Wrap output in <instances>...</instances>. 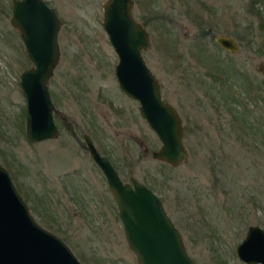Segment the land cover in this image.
<instances>
[{"label": "rangeland", "instance_id": "1", "mask_svg": "<svg viewBox=\"0 0 264 264\" xmlns=\"http://www.w3.org/2000/svg\"><path fill=\"white\" fill-rule=\"evenodd\" d=\"M105 1L50 0L63 21L48 82L57 139L28 140L20 74L33 64L16 38L12 47L0 39L1 165L33 218L83 264H138L105 177L63 115L124 183L134 177L162 200L195 264H248L236 247L250 226L264 229V0H133L150 37L143 57L185 126L188 159L176 167L152 157L161 143L119 88ZM217 35L233 37L238 52L217 45ZM60 175L78 190H60Z\"/></svg>", "mask_w": 264, "mask_h": 264}, {"label": "water", "instance_id": "2", "mask_svg": "<svg viewBox=\"0 0 264 264\" xmlns=\"http://www.w3.org/2000/svg\"><path fill=\"white\" fill-rule=\"evenodd\" d=\"M133 6V0L103 3L102 25L118 57L115 75L121 91L139 103L141 117L161 143L152 157L176 167L188 159L182 119L177 110L163 100L160 83L146 64L142 51L150 46V37L146 28L134 18ZM41 7V17L35 27L44 30L45 44L44 40L40 46L28 42L25 33L34 24L26 17L30 12L26 6L22 10L26 15L24 21L15 20L14 23L26 41L33 64L20 74V86L26 99V135L32 143L54 139L59 134L48 89L49 79L59 62L56 44L59 20L53 9L44 3ZM15 10L17 13V5ZM215 41L230 53L239 50L233 37L217 35ZM259 70L263 71L264 65H260ZM86 141L90 156L106 176L122 221L125 241L137 263L195 264L162 200L134 177L130 178V183H124L88 136ZM236 252L248 264H264V229L250 226ZM0 264H83L61 238L33 218L9 171L1 163Z\"/></svg>", "mask_w": 264, "mask_h": 264}, {"label": "flooded vegetation", "instance_id": "3", "mask_svg": "<svg viewBox=\"0 0 264 264\" xmlns=\"http://www.w3.org/2000/svg\"><path fill=\"white\" fill-rule=\"evenodd\" d=\"M22 1H24V0H0V39L4 40L5 43L8 46L12 47V45L15 43L14 41H15V38H16L19 41V43L22 45V48H23V51H24L26 59L29 60L30 62H32L31 58L29 56V51H28V48H27L26 41L23 39V37L21 35V31L19 30V28L14 23H15V20H18V22H23L24 21L26 15L24 16V14L22 13V10H23V7L26 6L28 9H30V12L28 13V16H26V17H27V19L31 20L32 23L34 24V27H32V29H28L26 31V33H25L28 42H30L33 45L40 46L42 40H44V44H45L44 30L42 31V30L37 29L35 27V25L40 20V17H41L40 11H41V8H42L41 6L44 3L50 9L54 10V12H55V14H56V16H57V18L59 20V29L56 32V44L58 45V48H59V60H60V57H61V35H62L63 21H62L60 15H59V13L57 12V8L53 5V3L50 2V0H27L23 4L21 3ZM16 5L18 6L17 13H16V10H15V6ZM51 33L53 34V31ZM138 111H139V103H138ZM54 112L57 113V115H59L58 111L55 110ZM139 113H140V111H139ZM60 117H61L62 125H64L66 127V129H68L69 131L73 132L72 134L75 137V140H76V143H77L78 147H80L82 149V151L85 152L90 157L92 162L97 166V168L101 171V173L105 177V181L107 183L106 176L104 175L102 169L98 166V164L90 156L89 149H88V143L86 141V136H88L90 138V140L92 141V143L94 145V142H93L91 136L89 134H87V133H84V134H82L83 140L80 137L78 138L77 136H75L74 129H73V127H71V125L67 121V118L64 117L63 115H61ZM183 127L185 129L184 125H183ZM58 132H60V131H58ZM184 134H185V130H184ZM59 135H60V133L54 139H57L59 137ZM54 139H47V140H43V141L54 140ZM43 141H40V142H43ZM141 145H142L141 141H138V146L140 148H141ZM94 147L97 149V147L95 145H94ZM97 151H98V149H97ZM144 151L146 152L147 149H145ZM99 154L101 156H105V157L108 158V156L103 155L100 152H99ZM108 160L111 163V165L113 166V168L116 170V172L118 173L117 169L115 168V166L113 165L111 160L109 158H108ZM118 175H119V173H118ZM71 183H73V181H72V177L70 178V176L67 177V176L60 175L57 178V187L60 190H62V189H66L67 191L68 190H75V191L78 190L76 187H74V186L72 187ZM107 185H108V183H107ZM108 191L111 194L112 200L115 202V200L113 198V195H112V193H111V191L109 189V186H108ZM68 194H69L70 197H74L75 196L74 191H70V192H68ZM86 195L84 197H86ZM78 196H80V195H78ZM67 198H69V197H67ZM101 198H103V197L101 196ZM72 199H74V198H72ZM76 199H77V197H76ZM115 204H116V202H115Z\"/></svg>", "mask_w": 264, "mask_h": 264}, {"label": "trees", "instance_id": "4", "mask_svg": "<svg viewBox=\"0 0 264 264\" xmlns=\"http://www.w3.org/2000/svg\"><path fill=\"white\" fill-rule=\"evenodd\" d=\"M252 1V4H254L255 2L259 1V0H251Z\"/></svg>", "mask_w": 264, "mask_h": 264}]
</instances>
